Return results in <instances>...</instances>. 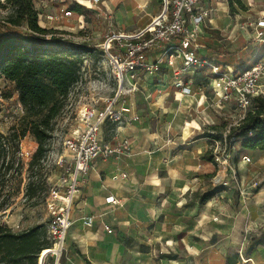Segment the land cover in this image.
<instances>
[{
  "label": "rangeland",
  "instance_id": "374dc122",
  "mask_svg": "<svg viewBox=\"0 0 264 264\" xmlns=\"http://www.w3.org/2000/svg\"><path fill=\"white\" fill-rule=\"evenodd\" d=\"M93 1L33 0L39 24L61 32L58 35L69 45V52L80 59L78 80L71 86L62 110L51 123L50 137L46 141L47 151L40 163V173L46 181L42 194L46 199L63 188L64 141L81 126L78 121L80 108L92 104L102 106L103 100L117 88L112 68L98 47L104 34L110 28L115 31L144 28L161 8V0H99L96 4ZM199 1L204 4L206 0ZM240 2L241 6H234L231 11L227 0L208 2L211 7L218 3L226 7L225 12H218L222 24L211 29L207 23L203 33V37L213 38L210 42L212 52L207 54L217 60L215 53L226 55V58L219 60L221 63L231 64L233 56L237 63L244 60L250 64L264 56V48H259L258 44L261 43L255 37L256 23L264 17V0ZM70 6L82 8L80 13L83 16L78 18L73 14L66 21L61 17L60 9L70 10ZM9 12V6L0 8V19ZM48 13L57 17L51 22L46 16ZM199 72L202 78L193 84L196 99L187 101V107L178 105L182 98H178V104L174 103L172 95L158 106L153 94L145 98L137 92L134 101L138 114L133 119L144 122L160 135L169 134L171 138H176L177 148L187 150L188 142L200 139L197 141L204 148L202 155L209 151L214 158L213 163L200 159L201 166L197 168L200 176L190 178L192 183L188 185L186 197L182 200L186 202L187 218L194 217L192 225L187 228V261L190 260L192 264H219L223 263L224 256L242 252L244 256L250 255L255 264L264 263V151H244L238 143L226 138L228 129L247 110L240 108L233 94L216 97L211 89L212 75L209 70L205 68ZM139 90L142 91V88ZM25 116L14 83L0 77V134L7 135L11 128L23 126L27 121ZM202 132H209L213 138L201 137ZM114 133L115 126L108 123L101 130L103 139H110ZM182 135L189 137L181 141L179 136ZM6 144V158L13 156L14 162L8 169H4L3 165L0 167V223L14 230L46 223V199L33 206L23 196L26 168L36 146L34 138L26 133L20 139L18 149ZM245 157L249 158L248 162ZM17 159L21 165H16ZM193 162L196 163L195 160ZM216 186H224L226 190L217 192L204 204L196 201L195 193ZM195 219L197 224H194ZM253 239L260 243L253 245L245 255L244 250ZM179 253L183 254L184 250ZM238 264H241L239 258Z\"/></svg>",
  "mask_w": 264,
  "mask_h": 264
},
{
  "label": "crops",
  "instance_id": "0c3cea01",
  "mask_svg": "<svg viewBox=\"0 0 264 264\" xmlns=\"http://www.w3.org/2000/svg\"><path fill=\"white\" fill-rule=\"evenodd\" d=\"M212 7L214 11L210 15V23H207L211 29H216L222 24L218 12H225L226 7L219 3ZM80 11L72 10L71 17L76 14L81 18L83 15ZM46 16L48 18L52 14ZM63 18L66 21L70 19ZM116 30L132 32L137 29ZM201 37L198 40V55L214 58L210 56L213 38ZM258 46L264 48L262 44ZM214 56L219 60L226 58L224 53L219 52ZM230 62L234 66L246 65L247 61L237 63L232 56ZM198 74H194L188 96L181 97L177 89L168 88L160 94L153 93L156 105L161 106V101L172 95L174 103L178 104V98H182L178 105L187 107V101L196 99L193 84L202 78ZM137 92L144 96L143 90L130 92L126 101L132 104V111L136 115L138 107L134 97ZM131 113H125L126 119L120 128L121 134L129 139L128 153L119 157L96 158L92 169L81 179L61 264H192L190 260L187 261V228L192 225L194 217L187 218L186 202L182 200L186 197L188 185L192 183L190 178L200 176L197 168L201 166L202 143L197 141L200 139H195L187 143V150L177 148L176 138H171L169 134L160 135L144 122L131 118ZM100 137L103 139L101 131ZM186 137L188 139L189 136L182 135L179 139L183 141ZM110 139L113 140V137ZM192 160L196 163H192ZM108 196H112L116 202L107 201ZM86 215L94 216L91 226H84L81 222ZM194 224H197L196 219ZM105 226L111 232L108 233ZM180 233L182 236L178 237ZM182 249L184 253L180 254ZM171 254L176 258L167 257Z\"/></svg>",
  "mask_w": 264,
  "mask_h": 264
},
{
  "label": "built area",
  "instance_id": "2783aa9c",
  "mask_svg": "<svg viewBox=\"0 0 264 264\" xmlns=\"http://www.w3.org/2000/svg\"><path fill=\"white\" fill-rule=\"evenodd\" d=\"M98 1L94 0L93 4ZM208 2L161 0L160 12L144 28L132 32L110 28L104 34L98 47L112 68L117 88L103 100L102 106H82L78 112L80 128L64 141L66 156L61 157L63 188L46 199V229L50 246L39 252L37 264H58L72 224V211L81 179L92 169L93 161L128 153L129 139L121 134L120 128L126 119L125 113L131 111V118L136 114L132 111V104L125 100L127 94L142 88L144 97L150 98L153 93L160 94L168 88H175L181 97L188 96L194 74L206 68L212 75L211 89L218 98L233 94L240 108L248 110L254 97L264 95V56L245 67H235L198 55V40L214 11ZM60 11L65 18L71 16L69 10L61 8ZM256 28L255 37L264 45V17L258 19ZM107 123L115 126L111 141L100 137L101 128ZM244 159L249 161L247 157ZM106 200L116 202L112 196ZM93 219L94 216L86 215L81 222L84 226H91ZM104 228L111 232L109 227ZM238 258L241 264H255L242 252Z\"/></svg>",
  "mask_w": 264,
  "mask_h": 264
},
{
  "label": "trees",
  "instance_id": "16d2710c",
  "mask_svg": "<svg viewBox=\"0 0 264 264\" xmlns=\"http://www.w3.org/2000/svg\"><path fill=\"white\" fill-rule=\"evenodd\" d=\"M227 3L230 11L234 6H241L240 0H227ZM7 6L10 7L9 14L0 19V77L14 83L27 121L20 128H11L7 135L0 134V167L3 165L8 169L14 162L13 156L6 158V143L18 149L20 139L26 133L32 135L36 146L26 168L23 196L34 206L46 199L42 194L46 181L40 173V163L47 151L51 123L62 110L71 86L78 80L80 59L69 52V45L58 35L61 32L39 24L33 0H0V8ZM69 9L80 11L82 8L70 6ZM246 65L249 64L246 62ZM201 137L213 138L209 132H202ZM226 138L238 143L243 150L264 151V96L253 98L244 116L228 129ZM200 159L205 163L214 161L209 151H205ZM16 165H21L19 159ZM224 190V186H216L195 193L196 201L204 204ZM181 236L180 233L178 237ZM259 243L255 239L249 241L245 255ZM49 246L46 223L18 231L0 223V264H37L39 252ZM167 257L176 258V255ZM237 261L238 254L235 253L224 256L223 264H236ZM61 263L60 257L58 264Z\"/></svg>",
  "mask_w": 264,
  "mask_h": 264
}]
</instances>
